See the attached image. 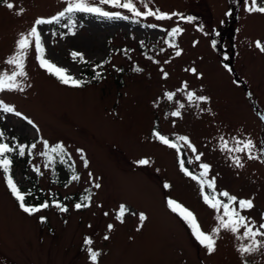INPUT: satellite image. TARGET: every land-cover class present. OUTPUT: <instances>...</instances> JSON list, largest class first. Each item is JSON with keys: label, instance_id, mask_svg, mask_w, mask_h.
<instances>
[{"label": "rangeland", "instance_id": "obj_1", "mask_svg": "<svg viewBox=\"0 0 264 264\" xmlns=\"http://www.w3.org/2000/svg\"><path fill=\"white\" fill-rule=\"evenodd\" d=\"M9 2L16 7L0 3V71L11 70L5 60L19 33L27 32L38 17L49 18L66 6V0ZM134 2L145 10L139 0ZM149 6L194 19L133 17L126 9L104 5L106 11L129 18L76 13L74 24L66 16L59 23L38 26L46 58L84 83L62 84L39 66L34 47L30 49L27 78H20L25 90L2 92L0 99L33 124L0 112V142L11 145L18 138L23 145L36 144L30 155L26 148L11 169L21 190L31 192L26 203L38 205L55 194L68 211L50 206L25 213L0 169V264H92L86 237L93 241L90 247L102 253L98 264H264V249L242 257L237 249L248 241L228 231L221 232L217 251L208 254L167 205L169 198L183 204L205 232L217 224L216 211L204 203L197 181L180 169L185 155V167L194 174L201 171V163L210 165L208 178H215L217 192L252 199L254 208L242 214L257 225L264 223V153H259L260 160H249L220 148L222 136L229 141L251 138L264 148V53L254 46L257 39L264 42V14L248 13L245 0H152ZM21 8L23 13L17 15ZM152 24L157 26H148ZM177 26L183 32L169 37ZM73 51L83 53L86 62L74 60ZM191 68L197 74L188 71ZM185 82L188 88L178 91ZM186 91L209 100L189 104ZM166 92L175 93L171 101ZM179 104L184 105L181 115L173 116ZM154 130L172 140L187 136L196 152L177 141V153L157 140ZM43 140L49 146L63 143L70 159L60 163L57 158L45 167ZM77 149H83L87 168ZM197 154H202L198 161ZM231 155H240L244 166L236 167ZM140 159L149 163L141 165ZM55 170L59 183L53 178ZM73 174L80 179L73 181ZM89 193L90 206L76 209L80 194ZM120 205L129 209L122 223L116 219ZM140 212L147 216L142 226ZM41 216L46 217L43 223ZM109 224L114 225L111 231Z\"/></svg>", "mask_w": 264, "mask_h": 264}, {"label": "snow or ice", "instance_id": "obj_2", "mask_svg": "<svg viewBox=\"0 0 264 264\" xmlns=\"http://www.w3.org/2000/svg\"><path fill=\"white\" fill-rule=\"evenodd\" d=\"M0 2H2L8 9H14L16 7L15 4L9 2V0H0ZM139 2L143 5V8L145 10L141 11L140 8L137 7V4L134 2V0H66V6L63 8V10L59 11L55 15L49 18L38 17L27 32H21L18 34V38L15 41V48L5 60V63L11 66V70L0 71V93L5 91L23 92L25 90V85L20 78H27L28 73L26 71V61L28 58L29 50L33 47L36 53V59L39 62V66L45 69L49 74L54 75L62 84L70 85L73 87H80L83 85L84 81L81 79H77L75 76L69 74L68 69L58 66L52 60L46 58V49L42 41L41 31L38 27L40 25L59 23L60 20L66 16L68 17L69 21L74 24L72 18L76 13L95 14L109 19L129 18L128 16H122L121 12L119 11H106L103 7L104 5H110L113 8L126 9L129 13L132 14L133 17H154L156 20H170L173 16H180V19H186L189 22L194 19L193 17L181 16L179 13L164 12L160 8L153 9L149 6L152 0H139ZM245 10L250 14H264V0H245ZM23 11L24 9L21 8L16 14L20 15L23 13ZM148 26L155 28L157 25L152 24ZM65 27H68V25L66 24ZM182 32L183 29L177 26L173 27L167 34L169 37L175 38ZM212 44L213 46H215L216 41H212ZM169 46L176 47V45L171 43V41H169ZM254 46L261 53H264V42H262L260 39L254 41ZM175 55L180 56L181 50H177L175 52ZM71 56L74 60L79 58L81 62H86L84 61V56L81 52L73 51L71 53ZM96 67L99 68L102 67V65H96ZM224 67L228 69V71H232V69L228 65H224ZM134 70L138 72L142 71V69L140 68H136ZM188 71L197 74V69L195 68L188 69ZM163 75L165 78H167L168 73L164 72ZM96 78H100L99 72L96 73ZM187 88L188 85L185 82L182 88L178 89V91H185V89ZM185 94L189 104L196 103L198 106L199 102H206L209 100V97L197 95L194 91H186ZM174 95V92L165 93V96L170 101L173 99ZM183 107V104H179V107L176 111L172 112V115L177 117L180 116V109H182ZM0 112L13 114L17 117H22L29 124H33V121L28 117L23 116L21 112L17 111L14 105H10L4 102L2 99H0ZM153 135L162 144L168 146L169 148L175 149L177 153H180L181 151V144L177 141L186 144L193 153L196 152L195 146L192 145L187 136H178L175 140H172L169 139L168 136L162 135L159 131L155 130L153 132ZM3 138L4 133L0 131V141H2ZM42 143L44 145L45 151L41 152L40 155L46 158L45 167L54 164L57 158H59L60 163H64L66 157L70 159V154L67 152L66 147L63 143H56L52 146H49V142L47 140H43ZM35 147L36 144L26 146L23 144L10 145L6 142H0V169L3 170L7 186L10 189L12 195L19 202L20 208L25 213L31 215L40 212L42 209H47L50 206H54L61 212H67V206L56 199H52L51 203L48 200H45L38 205L27 204L25 198L26 196L31 195V192L22 191L17 182L14 180L13 175L11 174L13 164V158L11 154L17 153L19 156H24L27 148L28 154L30 155L31 150ZM220 148L221 150L226 151L229 154L242 153L249 160H260L262 159V157L259 153H264V148H258L256 143L251 138L242 139L233 137L232 141H229L222 136L220 137ZM77 152L80 153L81 159L84 163V167L87 168L88 160L84 156L83 149H77ZM201 155L202 154H197L195 156V159L197 161L200 160ZM231 159L236 167L242 168L244 166L240 155H231ZM188 162L191 163V160H189ZM137 163L146 165L149 163V160L140 159L139 161H137ZM179 165L181 171L186 176H189L199 184L204 203L216 211L215 220L217 221V224L209 232H205L202 230L196 215L183 204L169 198L167 200V205L172 212L177 213L188 225L192 235L199 242V244L206 249L208 254H213L217 251V242L222 231H228L234 234L238 240L248 241V243L246 244H240L237 249L242 257L264 249V239H258V237L264 238V223H259L257 225L256 221H254L252 218L242 214L244 210H250L254 208L252 199H240L235 195H231L227 191L217 192L215 178H208L210 165L207 163L200 164L201 171L198 175L194 174L187 167H185V161L183 158L179 160ZM70 167H74V165H70ZM34 170L37 173L40 172L39 167H34ZM89 177L90 179L92 178L91 173H89ZM71 179L75 181L79 180L80 177L77 174H73ZM94 186L96 188L101 187L99 183H95ZM165 187H169V185L165 184ZM205 188L210 189L211 192H206ZM220 197L226 198V201L220 199ZM91 199L92 196L91 193H89L88 195L83 196L82 202L76 203L74 207L76 209L89 207ZM126 212H129L127 206L120 205L119 211L116 215V219L121 223L124 222ZM132 214L137 215L136 213ZM105 215H108V213H105ZM138 218L141 226L143 225V222L147 220V216L143 212H140L138 214ZM261 219L264 220V215H262ZM40 220L43 223L46 220V217L41 216ZM113 227V224H109L107 226L108 231H111ZM241 230L243 231L241 232ZM108 238L109 237L107 235L104 236L105 240H107ZM92 243L93 241L91 237L85 238V244L89 245V247L87 248L89 259L92 261V264H98V258L102 255V253L90 247ZM245 264H247L246 260Z\"/></svg>", "mask_w": 264, "mask_h": 264}, {"label": "trees", "instance_id": "obj_3", "mask_svg": "<svg viewBox=\"0 0 264 264\" xmlns=\"http://www.w3.org/2000/svg\"><path fill=\"white\" fill-rule=\"evenodd\" d=\"M0 3H2V2H0ZM15 144H21V142H19V139H18V138H14V143L11 144V145H15ZM27 145H28V144H27ZM11 155H12V158H13V164H12V166H13V165L16 164V161L20 158V156H19L17 153H13V154H11ZM183 158H184V160H186L185 155L183 156ZM53 178L56 179V182H57V183H59V181H60L59 178H60V177H59V172H58V170H55V171L53 172ZM32 193H33V192H32ZM83 196H86V194H80L79 199H82ZM73 197H75L74 194H72V195L70 196V199H73ZM56 198H57V196H56L55 194H52V195L50 196V200H48V201L51 203L52 199H56Z\"/></svg>", "mask_w": 264, "mask_h": 264}]
</instances>
